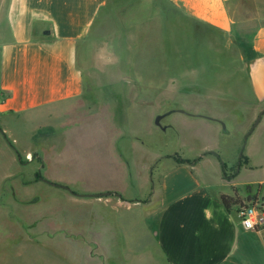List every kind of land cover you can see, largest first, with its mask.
Returning <instances> with one entry per match:
<instances>
[{
    "label": "crops",
    "instance_id": "1",
    "mask_svg": "<svg viewBox=\"0 0 264 264\" xmlns=\"http://www.w3.org/2000/svg\"><path fill=\"white\" fill-rule=\"evenodd\" d=\"M164 1L199 24L222 32L232 30L229 2L235 0ZM109 2L0 0V116L4 120L14 117L35 123V136L45 129L55 133L60 123H74L73 116L86 105L88 114L92 112L94 92L91 100L87 99L86 74H105L108 69L101 66V58L107 54L105 47L95 54L89 49L98 37L94 26ZM260 8L264 10V3ZM127 37L125 32L121 40L113 39L117 61L130 58L128 53L118 54V44ZM97 40L105 42L104 37ZM253 48L258 56L250 71L251 119H247L243 132L249 130L262 109L263 114L248 136L243 157L232 160L230 151L221 145L222 118L218 115L177 110L205 119L197 123L205 127L206 145L196 157L158 155L153 163H149L145 136L135 131H109L104 124L105 113L91 116L96 128L83 129V134L98 145L103 137V150L84 157L81 167L93 171L86 193L67 189L65 197L93 210V216L88 214L86 231L91 240H97L98 247L109 251V258L124 249L123 242H132L125 248L135 249L137 258L149 259V264H264V227L245 228L239 205L228 208L222 199L237 191L243 202L255 195L264 207V25L256 31ZM90 56L96 64L92 68ZM121 61L114 68V79L102 81L96 76L98 80H91L90 88L118 85L119 92L128 90L131 94L138 83ZM257 128L259 132L252 139ZM111 134L115 138L125 136L131 153L122 155L117 149L116 154H108L103 145ZM134 146L142 152L140 158L132 154ZM60 157L58 164L64 161ZM150 164L155 176L149 175ZM67 231L79 233L77 229ZM148 240H152V247Z\"/></svg>",
    "mask_w": 264,
    "mask_h": 264
},
{
    "label": "rangeland",
    "instance_id": "2",
    "mask_svg": "<svg viewBox=\"0 0 264 264\" xmlns=\"http://www.w3.org/2000/svg\"><path fill=\"white\" fill-rule=\"evenodd\" d=\"M261 3L264 0L229 2L233 27L222 32L191 20L164 0H110L93 30L105 42L97 37L89 49L95 54L105 47L101 66L108 69L105 74H86L87 99L94 92L92 112L88 114L86 105L73 116L74 123L58 121L55 133L45 129L35 136V123L14 117L6 121L0 116V264H137L138 260L149 264V259L137 258L138 251L125 248L132 242H123L124 249L109 258V251L98 247L86 231L93 210L71 203L65 197L67 189L46 183L40 176L68 182L71 190L86 193L93 171L81 166L89 152L103 150V137L99 145L93 144L83 129L96 128L91 116L104 113L107 130L135 131L146 137L149 163L158 155L192 158L202 152L205 127L197 122L205 119L177 111L185 109L221 117V145L230 151L232 160L244 154L246 136L254 124L243 132L251 119L250 71L258 56L254 37L264 25ZM125 32L127 41H120L118 54L128 53L130 58L119 60L137 86L131 94L119 92L118 85L91 89L90 81L97 77L114 79V68L121 63L113 55V39L121 40ZM89 65H96L91 56ZM103 146L108 154H116L117 149L122 155L131 153L122 135L107 136ZM134 153L142 156L136 146ZM59 156L64 159L62 164H58ZM152 165L149 175L155 176Z\"/></svg>",
    "mask_w": 264,
    "mask_h": 264
},
{
    "label": "built area",
    "instance_id": "3",
    "mask_svg": "<svg viewBox=\"0 0 264 264\" xmlns=\"http://www.w3.org/2000/svg\"><path fill=\"white\" fill-rule=\"evenodd\" d=\"M238 214L245 228L259 230L264 227V207L255 195L239 205Z\"/></svg>",
    "mask_w": 264,
    "mask_h": 264
},
{
    "label": "water",
    "instance_id": "4",
    "mask_svg": "<svg viewBox=\"0 0 264 264\" xmlns=\"http://www.w3.org/2000/svg\"><path fill=\"white\" fill-rule=\"evenodd\" d=\"M262 114H263V110L259 113V115H258L256 121L254 122V124L252 125V127L250 128V130L248 131L246 137H248V136L252 133V131L254 130V128L256 127V125L259 123V121L261 120ZM161 117H163V115H162V116H159V117L157 118V120H156L157 124H160V119H161ZM214 153H215V152H214ZM40 179L43 180V181H45L46 183L53 184V185H56V186H60V187H63V188H66V189L70 190L71 192H74V191L71 190V188H70L69 186H67V185H62V184L54 183V182H52V181H50V180H48V179H46V178H44V177H42V176L40 177ZM74 193H75V192H74ZM105 194L108 195V194H110V192H107V193H105ZM115 194H116L117 196H120L119 193H115ZM95 195H97V196H102V195H104V194H95Z\"/></svg>",
    "mask_w": 264,
    "mask_h": 264
},
{
    "label": "trees",
    "instance_id": "5",
    "mask_svg": "<svg viewBox=\"0 0 264 264\" xmlns=\"http://www.w3.org/2000/svg\"><path fill=\"white\" fill-rule=\"evenodd\" d=\"M42 131V130H39L38 133ZM244 156V154H242V157ZM183 161H187V160H184L182 159ZM41 177V176H40ZM222 199L225 203V205L228 207V208H231L232 206L234 205H243V199L239 196L238 192L236 191L235 194L233 196L231 195H223L222 196Z\"/></svg>",
    "mask_w": 264,
    "mask_h": 264
}]
</instances>
